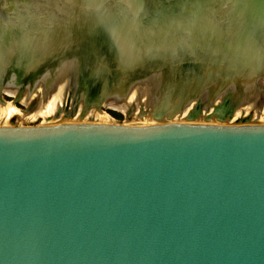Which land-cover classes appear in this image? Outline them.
Segmentation results:
<instances>
[{"label":"water","instance_id":"obj_1","mask_svg":"<svg viewBox=\"0 0 264 264\" xmlns=\"http://www.w3.org/2000/svg\"><path fill=\"white\" fill-rule=\"evenodd\" d=\"M259 38L264 0H0V101L65 78L60 121L0 125V264H264V124L83 120L182 55L168 92L203 60L217 114L261 108Z\"/></svg>","mask_w":264,"mask_h":264},{"label":"bare ground","instance_id":"obj_2","mask_svg":"<svg viewBox=\"0 0 264 264\" xmlns=\"http://www.w3.org/2000/svg\"><path fill=\"white\" fill-rule=\"evenodd\" d=\"M220 1L222 0H218V2ZM242 1L243 0H240V2ZM242 7H245V5ZM262 7H263V4L261 8ZM248 12L250 11L247 10V16L249 18ZM253 16L250 15L251 18H249L248 20V23L250 25L256 24L253 22L256 17L255 16L253 17ZM258 26L260 27V25ZM232 33H233V30H232ZM208 34L211 37L216 36V38L218 39V37L222 36L221 28L218 27L216 35L213 31L209 30L207 34L203 35L204 38L195 39L194 41L196 42L194 43L200 44L203 42V45L206 44L208 45V47L209 45L213 46V43L216 40H213L214 38L207 39ZM259 41L261 44L264 45V40H261V38H259ZM253 44L254 43L247 44L245 45V47H249V49L254 50L255 47L253 46ZM263 45H262L263 53H259V54L260 55L262 54L264 56V46ZM258 52H255V54H258ZM252 58H255V57L252 56ZM188 60L189 59H187L186 57L182 55L178 59L179 62H174L172 67L171 65H168V66L166 65L161 68H157V67H160V65L153 66L152 69L142 74L140 73V75L136 76V78H134L133 80L128 81V83L125 82L123 88L117 87L115 89H112L110 94L103 100V105L121 112L125 116L124 122L127 124L161 125V124L169 123V122H197V123L200 122L202 123L207 119V117L210 118L209 120L213 122L223 121V122L228 123V120L230 119L231 114L229 116L223 114V116L219 118L218 116L220 115V113L217 114V112L215 111L217 109L216 106L221 102V99L220 100L218 99L217 101V98H220L219 95H217V97L213 99V102L208 103V101L211 100L210 96H212L213 94H210L208 91L209 86H210V84L208 83V80L210 79H206L205 72L212 73L216 71V69L213 68L212 64L209 65V64L203 63V60H200L199 64L195 66L196 74L200 75L201 76L200 78H196L197 76H192V77L190 76V81L189 83H187L186 87H184L186 88L184 90L177 89V87H175V89L172 91L169 89L171 92H168V90H166V88L169 86L170 83H172V81L177 82L180 80L178 77V71L180 69L183 71L189 68L190 63L187 62ZM177 65H180L181 68L176 67ZM57 70L58 71L54 73L51 79L47 81L48 84L46 87L40 86L31 92H29V90L27 89H24L23 91L19 92L17 91V87L15 86H14L15 88L11 90H7L10 95L17 96L19 94L20 103H22L27 108L31 107V104L36 100L38 104L36 108L33 109L32 111L23 113L20 109H16L12 102L0 101V125H14V122L18 120V118H23L24 120H27V121H34L39 116H41V118L43 119V121L40 124L45 125V124L57 123L59 119L55 120L54 114L56 113L59 104L63 101L65 97L64 96L65 86L60 85V84L57 85L58 82H61L62 79H65L63 78V72H61L63 69L58 67ZM66 75L67 74H65V76ZM248 79L250 80L251 77H248L247 80ZM259 84L262 87H264V77L259 78ZM53 85L56 87L53 88ZM246 87L249 88V86H246ZM247 93L249 94H246L243 96L247 100L252 99V97L256 94L251 86L248 89ZM143 102L145 103V109H147V112L148 111H151V112L143 113L142 112L143 108L139 106V112L137 114L139 117L136 119H133V116L131 114L134 112L133 108L136 107L139 103L141 105ZM192 102L197 103L193 114H191V116L187 119L185 118L183 120L177 121L178 119H175L176 117L174 116L176 114H180L183 111V109L186 108L185 106L187 105V103H192ZM213 105L215 109L214 111L217 115L214 120H212L213 119L211 118L212 116H207L206 119L199 118V120H195V118H197L198 116L203 118V109L207 110ZM91 107H94V106H91ZM91 107H89L88 110ZM246 112H249V111L245 110V113ZM74 113L75 111L72 112L70 116L72 117ZM64 116L65 114H61L62 118H66ZM231 119L234 120V123H236L240 120V117L239 115L232 116ZM255 120L260 124H264V117H260V118L258 117ZM84 121H96V122L108 124V123H113L114 118H112L111 116L102 114L99 120L85 119Z\"/></svg>","mask_w":264,"mask_h":264},{"label":"rangeland","instance_id":"obj_3","mask_svg":"<svg viewBox=\"0 0 264 264\" xmlns=\"http://www.w3.org/2000/svg\"><path fill=\"white\" fill-rule=\"evenodd\" d=\"M246 56V55H245ZM232 57H233V55H232ZM247 60H248V56H246L245 57ZM3 98L6 100V102H11V101H13V98L12 97H9V96H6V95H3ZM218 99L220 100V98H217V101H218ZM238 99V98H237ZM241 99H243V100H241V102L243 101V105H241V106H238V107H236L235 108V110L233 111V114L231 115V117H230V119L228 120V123H234V120H232L231 118H232V116H238L239 115V117H240V119L241 118H243L244 116L246 117V118H250L251 120H253V119H257L258 117L260 118V117H264V104L262 105V107L261 108H258L256 105H255V102H254V100L253 101H251V99L250 100H247L246 98H244V97H242ZM155 100V99H154ZM37 101V100H36ZM36 101H34L32 104H31V107L30 108H28V109H26L27 107L26 106H24L22 103H16L15 105H14V107L16 108V109H20L23 113L24 112H30V111H32L33 109H35L36 108V106H37V102ZM217 103V102H216ZM245 103V104H244ZM60 104H63V101L60 103ZM59 104V105H60ZM149 104V103H148ZM196 104L197 103H194V102H192V103H187V105L185 106L186 108H184L183 109V111L180 113V114H176L174 117H176L175 119H178L177 121H180V120H183V119H187V118H189L190 116H191V114H193V112H194V110H195V106H196ZM247 104V105H246ZM147 105V104H146ZM139 106H141L143 109H142V112L143 113H149V112H151V111H148L147 112V109H145V103L143 102L141 105H140V103L136 106V107H134L133 108V110H134V112L133 113H131L132 114V116H133V119H136V118H138L139 116L137 115L138 114V112H139ZM59 107V106H58ZM204 107V106H203ZM246 108V109H245ZM246 111H249V112H246L245 113V110ZM254 109V110H253ZM260 109V110H259ZM79 110H81V108L79 109ZM78 110V111H79ZM104 110H112V109H104ZM215 109H214V105L212 106V107H210L209 109H207V110H204L203 109V118H201V117H197V118H195V120H199V118L200 119H206V117L207 116H212L211 118H213L212 120H214L215 118H216V113H215V111H214ZM45 111H46V109H45ZM78 111L77 112H75L74 113V115L71 117L72 119H77V113H78ZM112 111H115V112H118V113H120L119 111H116V110H112ZM205 111V112H204ZM242 111V112H241ZM244 111V112H243ZM107 112V111H106ZM106 112H103V111H100V110H98L95 106L94 107H91L87 112H86V114H85V116H84V119L83 120H85V119H87V120H99L100 119V117L102 116V114H104V115H107V116H110L109 114H107ZM70 113V112H69ZM257 113V114H256ZM259 113V114H258ZM61 114H64L63 112L61 113ZM121 115H122V118L120 119V120H123L124 118H125V116H123V114L122 113H120ZM263 114V115H262ZM256 115V116H255ZM178 116V117H177ZM202 116V115H201ZM221 116H223V114H220L218 117L220 118ZM250 116V117H249ZM114 118V117H113ZM57 119H59V118H56L55 120H57ZM114 119H116V118H114ZM20 120V121H19ZM116 120H118V119H116ZM125 120V119H124ZM43 121V119L41 118V116H39V117H37L34 121H27V120H24L23 118H18V120H16L15 122H14V125H36V124H40L41 122Z\"/></svg>","mask_w":264,"mask_h":264},{"label":"trees","instance_id":"obj_4","mask_svg":"<svg viewBox=\"0 0 264 264\" xmlns=\"http://www.w3.org/2000/svg\"><path fill=\"white\" fill-rule=\"evenodd\" d=\"M107 113H109L112 117L120 120L122 118V115L118 112L112 111V110H106Z\"/></svg>","mask_w":264,"mask_h":264}]
</instances>
